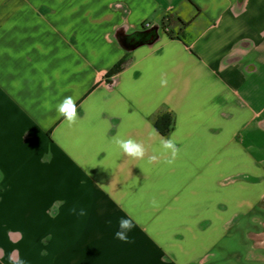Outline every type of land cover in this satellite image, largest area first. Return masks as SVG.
I'll use <instances>...</instances> for the list:
<instances>
[{
	"label": "crops",
	"instance_id": "0c3cea01",
	"mask_svg": "<svg viewBox=\"0 0 264 264\" xmlns=\"http://www.w3.org/2000/svg\"><path fill=\"white\" fill-rule=\"evenodd\" d=\"M0 264H264V0H0Z\"/></svg>",
	"mask_w": 264,
	"mask_h": 264
},
{
	"label": "clouds",
	"instance_id": "9594fccd",
	"mask_svg": "<svg viewBox=\"0 0 264 264\" xmlns=\"http://www.w3.org/2000/svg\"><path fill=\"white\" fill-rule=\"evenodd\" d=\"M168 84V80L162 78L160 80V85L162 87H166ZM56 111L59 116H62L69 124L75 123L77 120V106L75 100L71 97H65L57 106ZM115 144L118 149L128 157H132L134 159H144L146 155V149L144 145L140 142H137L134 139H124L117 138L115 140ZM160 147L163 150L162 154L169 155V158L165 161V163L171 165L175 163V160L180 154V148L177 147V144L174 139L171 138H161ZM156 156H152L150 160H155ZM75 211V209H73ZM85 214L84 210L81 209L79 215L83 216ZM134 224L131 219L121 218L119 221V231L115 232L116 239L128 243L130 242L128 233L133 229Z\"/></svg>",
	"mask_w": 264,
	"mask_h": 264
},
{
	"label": "trees",
	"instance_id": "16d2710c",
	"mask_svg": "<svg viewBox=\"0 0 264 264\" xmlns=\"http://www.w3.org/2000/svg\"><path fill=\"white\" fill-rule=\"evenodd\" d=\"M125 60L121 59L119 62H117L109 71V74L117 72L122 65L124 64ZM172 118L170 114L163 113L158 115L154 121L153 125L159 131L161 134H167L171 128Z\"/></svg>",
	"mask_w": 264,
	"mask_h": 264
},
{
	"label": "water",
	"instance_id": "95a60500",
	"mask_svg": "<svg viewBox=\"0 0 264 264\" xmlns=\"http://www.w3.org/2000/svg\"><path fill=\"white\" fill-rule=\"evenodd\" d=\"M149 39H150V38H149ZM149 39H148V40H149ZM152 39H153V38L151 37V39H150L149 41H151Z\"/></svg>",
	"mask_w": 264,
	"mask_h": 264
}]
</instances>
